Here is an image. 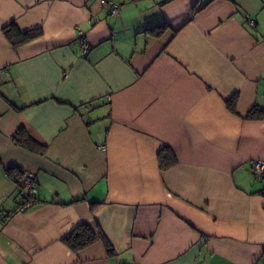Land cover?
Segmentation results:
<instances>
[{
    "label": "crops",
    "instance_id": "1",
    "mask_svg": "<svg viewBox=\"0 0 264 264\" xmlns=\"http://www.w3.org/2000/svg\"><path fill=\"white\" fill-rule=\"evenodd\" d=\"M115 2L0 0V264H264V121L246 119L264 108V0ZM11 23L42 35L14 50ZM11 167L34 176L28 210ZM83 223L111 254L64 245Z\"/></svg>",
    "mask_w": 264,
    "mask_h": 264
},
{
    "label": "trees",
    "instance_id": "2",
    "mask_svg": "<svg viewBox=\"0 0 264 264\" xmlns=\"http://www.w3.org/2000/svg\"><path fill=\"white\" fill-rule=\"evenodd\" d=\"M167 29L166 23L154 25L151 28H147L143 33L151 37H159ZM3 36L14 49H18L22 45L39 38L42 35L40 28L30 30L27 32H21L14 23L4 27L2 30ZM227 108L230 112L235 113V98L230 99L227 103ZM247 120L264 121V108L254 106L246 116ZM12 141L15 146L22 148L32 154L43 155L46 152V147L38 144L32 140L24 131L23 128H19L12 136ZM159 168L161 171H166L176 164V160L172 152L164 149L158 153ZM24 172L18 168L11 167L5 172L6 178L14 182L18 187V195L21 194V181L23 179ZM255 194L264 197V189L256 192ZM25 200V199H24ZM100 240L108 254L112 253L111 246L106 240L104 235L99 230L92 229L88 224H80L74 230L63 239L64 245L70 250L77 252L92 245L96 241Z\"/></svg>",
    "mask_w": 264,
    "mask_h": 264
},
{
    "label": "built area",
    "instance_id": "3",
    "mask_svg": "<svg viewBox=\"0 0 264 264\" xmlns=\"http://www.w3.org/2000/svg\"><path fill=\"white\" fill-rule=\"evenodd\" d=\"M104 9L107 10L108 14L111 16H118L120 12V6L114 0H97ZM248 25L254 26V22L252 20H247ZM80 37V49L81 55H85L87 52V43L82 38V33H78ZM103 149V148H102ZM252 171L257 178H264V162L256 161L252 164ZM37 193V187L35 185L34 176L32 174H25L21 181V196L23 197V202L19 206V210L25 211L28 210L33 204L35 200V196ZM25 199V200H24ZM11 214L9 213H0V224L6 222L8 217ZM126 264V263H120Z\"/></svg>",
    "mask_w": 264,
    "mask_h": 264
},
{
    "label": "rangeland",
    "instance_id": "4",
    "mask_svg": "<svg viewBox=\"0 0 264 264\" xmlns=\"http://www.w3.org/2000/svg\"><path fill=\"white\" fill-rule=\"evenodd\" d=\"M114 1H115V0H114ZM117 4H118V3H117ZM118 5H119V4H118ZM25 174H26V173H24V175H25ZM24 175H23V177H24ZM257 180H258V179H257ZM258 183H260V184H264V179H261V178H260V179L258 180Z\"/></svg>",
    "mask_w": 264,
    "mask_h": 264
}]
</instances>
